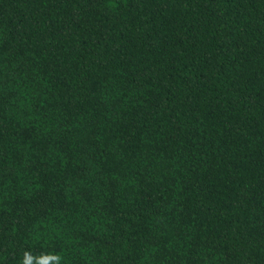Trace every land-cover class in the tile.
Returning <instances> with one entry per match:
<instances>
[{"label":"trees","instance_id":"trees-1","mask_svg":"<svg viewBox=\"0 0 264 264\" xmlns=\"http://www.w3.org/2000/svg\"><path fill=\"white\" fill-rule=\"evenodd\" d=\"M0 264H264V0H0Z\"/></svg>","mask_w":264,"mask_h":264}]
</instances>
